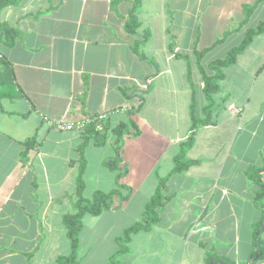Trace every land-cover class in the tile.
I'll use <instances>...</instances> for the list:
<instances>
[{
    "label": "crops",
    "instance_id": "crops-1",
    "mask_svg": "<svg viewBox=\"0 0 264 264\" xmlns=\"http://www.w3.org/2000/svg\"><path fill=\"white\" fill-rule=\"evenodd\" d=\"M257 1L139 0L134 33L126 29L132 0H17L0 11L17 31L0 49L17 93L0 106V264H56L67 255L63 217L75 211L79 169L91 199L116 187L115 158L131 194L83 216L78 264L108 263L161 179L168 200L156 222L131 234L117 264H264V197L254 199L246 174L264 158V31L220 67L210 122L191 129L193 100L206 114L201 69L211 74L209 64L264 20L260 0L244 22ZM98 113L107 115L100 133L42 121ZM192 133L188 164L175 173ZM213 252L222 259L209 263Z\"/></svg>",
    "mask_w": 264,
    "mask_h": 264
},
{
    "label": "trees",
    "instance_id": "trees-1",
    "mask_svg": "<svg viewBox=\"0 0 264 264\" xmlns=\"http://www.w3.org/2000/svg\"><path fill=\"white\" fill-rule=\"evenodd\" d=\"M260 0H258L254 5L245 7L244 13L246 18L244 22L248 20L255 6ZM139 0H132L129 22L127 23L126 29L130 33L135 32L137 26L135 11L138 6ZM17 0H0V11L8 6L16 5ZM264 31V20L258 22V24L253 28H248L242 41L232 47L226 54L224 58L216 59L209 64V69L211 74H207L203 69H201L202 80L204 82V95L206 98V105L204 111L206 112L204 119L199 117L197 110V101L193 100L191 105V129L194 133L199 127L209 124L210 122V107L212 106L213 100L211 99V93H214L218 89L217 81L222 77L220 72V67L227 66L234 62L236 56L240 54L247 45L251 42L253 35ZM16 29L6 22L0 19V40L4 45L10 46L14 42L16 36ZM138 42H136L137 44ZM197 56H201L200 52L196 53ZM15 86H14V77L13 72L10 66L6 63L4 58L0 53V106L2 99H12L16 96ZM105 128V123H104ZM103 128V129H104ZM86 129L91 130L94 133H100V131H94L92 127ZM126 129L125 124L119 125L115 129V133L119 138ZM103 131V130H102ZM101 131V132H102ZM193 133L189 138L181 143L180 151L174 158V169L173 172L177 173L183 171L188 164V161L184 158V153L188 147L191 146L193 140ZM31 142V141H29ZM28 142V143H29ZM119 146L117 143L116 154L119 157ZM109 167L116 172L115 182L116 187L109 192L95 191L91 199H86L83 197L82 192L84 188V183L81 177V170L79 169V174L76 179V195L77 200L75 203V211L69 214H66L63 217V226L66 231V234L69 239L70 249L69 253L64 256H59L56 259V264H78V254L77 249L79 245V233L82 228V218L85 214L98 215L104 210H109L113 208L120 207L122 203L128 200L130 196V189L123 183L122 178L125 174V168L119 166L117 158L111 159L108 161ZM82 166V164H81ZM264 172V158L262 159V164L257 167H252L247 171V177L254 182L257 186V189L254 193V199L256 201H261L264 197V181L261 179V173ZM166 179H161L159 181L158 187L155 193L151 196L150 200L145 204L141 219L138 222H135L133 225L125 228L122 234L116 238L115 242L117 244V251L109 257V264H117L119 257L127 251V244L130 240L131 234L137 232L140 229H147L151 224L157 221L159 210L168 200V196H165L161 191ZM261 232V226L257 227L255 230V239L257 250L254 251L253 256L259 254L258 251V242L259 234ZM207 262L213 263L218 259H222L218 253H208Z\"/></svg>",
    "mask_w": 264,
    "mask_h": 264
},
{
    "label": "built area",
    "instance_id": "built-area-1",
    "mask_svg": "<svg viewBox=\"0 0 264 264\" xmlns=\"http://www.w3.org/2000/svg\"><path fill=\"white\" fill-rule=\"evenodd\" d=\"M106 113H98L93 116L83 117L75 122H66L63 120H55L47 117H43L42 121L47 127H52L62 131H82L88 127H92L94 131H102L106 120Z\"/></svg>",
    "mask_w": 264,
    "mask_h": 264
},
{
    "label": "rangeland",
    "instance_id": "rangeland-1",
    "mask_svg": "<svg viewBox=\"0 0 264 264\" xmlns=\"http://www.w3.org/2000/svg\"><path fill=\"white\" fill-rule=\"evenodd\" d=\"M229 44H231V43H227V44H225L224 46H222V48H220V49L218 50V52L215 53V56H222V55L224 54V52H225V48H227V45L229 46ZM2 45H3V43H2L1 40H0V49H1ZM210 109H212V107H210ZM107 264H109V261H108Z\"/></svg>",
    "mask_w": 264,
    "mask_h": 264
}]
</instances>
